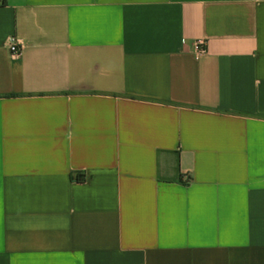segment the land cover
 Instances as JSON below:
<instances>
[{"label":"crops","instance_id":"crops-1","mask_svg":"<svg viewBox=\"0 0 264 264\" xmlns=\"http://www.w3.org/2000/svg\"><path fill=\"white\" fill-rule=\"evenodd\" d=\"M0 264H264V0H0Z\"/></svg>","mask_w":264,"mask_h":264},{"label":"built area","instance_id":"built-area-1","mask_svg":"<svg viewBox=\"0 0 264 264\" xmlns=\"http://www.w3.org/2000/svg\"><path fill=\"white\" fill-rule=\"evenodd\" d=\"M9 49L12 56L19 57L21 55V48L16 42L15 38L10 39ZM206 52H207V42L205 40H199L195 42L194 44L195 55L201 56L206 54Z\"/></svg>","mask_w":264,"mask_h":264}]
</instances>
